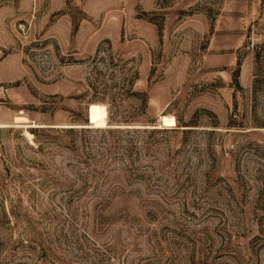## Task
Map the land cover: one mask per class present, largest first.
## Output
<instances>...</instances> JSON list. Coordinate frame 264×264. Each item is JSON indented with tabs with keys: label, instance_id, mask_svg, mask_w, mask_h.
<instances>
[{
	"label": "rangeland",
	"instance_id": "obj_1",
	"mask_svg": "<svg viewBox=\"0 0 264 264\" xmlns=\"http://www.w3.org/2000/svg\"><path fill=\"white\" fill-rule=\"evenodd\" d=\"M0 264H264V0H0Z\"/></svg>",
	"mask_w": 264,
	"mask_h": 264
},
{
	"label": "bare ground",
	"instance_id": "obj_2",
	"mask_svg": "<svg viewBox=\"0 0 264 264\" xmlns=\"http://www.w3.org/2000/svg\"><path fill=\"white\" fill-rule=\"evenodd\" d=\"M100 115V117H98ZM19 120V118H18ZM91 121L92 126L95 127H105L108 125L107 123V111L105 107H94L91 110ZM161 125L173 126L176 125V119L172 116H163L161 118Z\"/></svg>",
	"mask_w": 264,
	"mask_h": 264
},
{
	"label": "trees",
	"instance_id": "obj_3",
	"mask_svg": "<svg viewBox=\"0 0 264 264\" xmlns=\"http://www.w3.org/2000/svg\"><path fill=\"white\" fill-rule=\"evenodd\" d=\"M262 80L260 78H256V81H255V84H254V87H257V85H259V83H261Z\"/></svg>",
	"mask_w": 264,
	"mask_h": 264
}]
</instances>
